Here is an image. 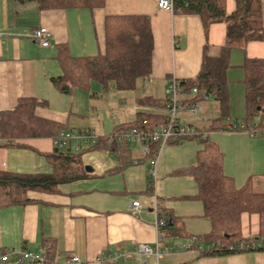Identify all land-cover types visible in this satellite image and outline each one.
Masks as SVG:
<instances>
[{
	"label": "crops",
	"instance_id": "crops-1",
	"mask_svg": "<svg viewBox=\"0 0 264 264\" xmlns=\"http://www.w3.org/2000/svg\"><path fill=\"white\" fill-rule=\"evenodd\" d=\"M157 2L104 0L102 7L89 9L40 8L33 0H0V113L14 110L19 99L31 97L40 102L34 109L36 117L62 125L68 131L90 130L97 135L94 144L80 143L76 139L69 141L72 150L81 152V159L83 153H88L94 161L89 163L82 159L84 165L88 163L92 167L89 177L59 184L54 192H30L29 197L35 201L0 208V254L8 248L35 251L51 244L58 264H66L70 255L78 256V264H98L96 258L102 252L110 253L137 243L154 245L155 205H158L173 219L161 230V246L169 249L159 257L158 264H264V250L261 249L221 255H200L194 250L178 249L180 244L211 229L202 202L195 198L201 206L191 203L198 190L195 179V192L189 197H177L175 200L183 202L178 205L176 201L159 196L154 184L153 190L148 187V162L138 145L120 143L122 147L115 149L111 139L101 141L113 134L116 127L133 123L141 108H150L148 113L166 114L165 106L141 103L138 99H163L170 79L181 81L197 75L205 44L208 53L217 56L225 42L224 22L211 23L205 33L198 15L162 9ZM261 6L264 25V0ZM225 9L231 13L235 0H225ZM106 15L149 17L153 42L150 74L138 78L132 90H117L111 84L90 80L86 87L60 92L51 82L52 78L62 75L56 59L59 47L66 46L73 56L102 52ZM38 26L50 31L48 47L39 46L29 36ZM245 58H264V41L251 40L244 49L233 47L230 50L226 70L228 120H241L246 115L242 66ZM192 96L191 91L183 90L180 95L183 101ZM200 104L199 115L181 109L176 113L178 121L194 126L208 140L209 134L217 133L216 142L209 141L216 143L222 153L224 173L232 178L236 187L249 184L253 191L264 193V136L211 129L213 119L219 114L218 103L209 97ZM254 118L257 124L262 121L259 115ZM199 138H194L198 140L197 150L201 146ZM172 140L167 143H175ZM5 141L0 138V170L32 174L51 172L52 165L46 155L56 146L53 136L13 140L22 146H4ZM66 148V145L60 147L61 150ZM122 161L126 164L120 167ZM195 162L196 154L194 161L182 162L172 174H186L176 171ZM134 200L140 204L137 211L131 208ZM240 229L244 237L262 233L259 215L241 213ZM153 260L148 256L142 258V263L128 259L118 264H152ZM0 264L27 262L16 263L10 255L7 262Z\"/></svg>",
	"mask_w": 264,
	"mask_h": 264
},
{
	"label": "trees",
	"instance_id": "trees-1",
	"mask_svg": "<svg viewBox=\"0 0 264 264\" xmlns=\"http://www.w3.org/2000/svg\"><path fill=\"white\" fill-rule=\"evenodd\" d=\"M33 1H36L40 8L92 9L102 7L104 4V0ZM172 2L174 12L198 15L205 33L211 23L224 22L226 25L225 42L219 54L210 55L208 45L205 44L197 75L192 79L177 81L181 92L191 91L193 87L197 88L192 100L201 101L205 100L204 97H211L217 101L219 114L213 119L210 128L222 130L230 112L226 78L230 50L233 47L244 49L246 43L251 40L264 41L261 0H235V9L231 13L226 12L225 0H172ZM152 47L149 17L106 15L103 51L90 56H73L66 46H60L56 59L62 68V75L52 78L51 82L63 93L71 92L74 87H86L90 80H96L104 85L111 84L117 90H132L138 78L150 74ZM242 66L245 70L243 82L246 115L241 120L246 123L248 129L264 131V58H245ZM166 100V97L163 99L144 97L138 99V102L164 107ZM38 104L40 102L35 98H21L14 110L0 113V138L6 140L4 146H22L13 141L21 137L50 135L56 139L59 132L68 131L62 125L36 117L34 109ZM256 115L262 120L259 124L253 121ZM144 119L147 121V127L153 128L165 123L167 115L138 113L133 123L118 126L115 131L134 126L140 127ZM203 135L204 133L200 131V134L184 138L194 139L199 136L201 146L196 152L195 164L176 171L193 176L198 186L197 193L193 197L202 202L204 216L211 223L208 233L195 236L197 244L208 246L200 250L199 254L221 255L253 249L251 248L253 242H264V234L244 237L240 229V215L243 212L256 213L262 225L264 193L253 191L249 184L236 187L232 178L223 171L220 149L216 143L210 142ZM105 139L114 141L112 145L115 149L122 144L128 145L115 141L112 134L102 138L101 141ZM69 141L65 150H61L60 146L56 145L53 151L46 155L52 165L49 173H12L0 170V208L35 201L29 197L30 192H54L59 184L89 177L91 173L85 170L81 152L72 150ZM172 141L177 143L182 140ZM153 147L155 146L152 145ZM122 163L120 167L125 165L126 161ZM147 185L153 190L150 178ZM159 209L160 216L164 217L166 222L165 228L173 219L161 208ZM240 244L244 247L238 248ZM256 249L264 250V245ZM48 255L49 259L44 264H58L55 262V250L51 244Z\"/></svg>",
	"mask_w": 264,
	"mask_h": 264
},
{
	"label": "built area",
	"instance_id": "built-area-1",
	"mask_svg": "<svg viewBox=\"0 0 264 264\" xmlns=\"http://www.w3.org/2000/svg\"><path fill=\"white\" fill-rule=\"evenodd\" d=\"M157 5L159 8L172 10V0H158ZM30 38L35 41L41 47H48L50 45V31L45 26H38L34 28L30 33ZM192 97L183 101L180 97L181 89L177 80L170 79L167 88L165 90L166 115L167 121L160 123L153 128L147 127V121L144 119L140 127H131L129 129H119L112 134V138L118 143L136 144L139 146L140 151L148 159V176L154 184L156 177V163L159 157L161 148L172 139L183 140L186 137L200 134V131L194 126L189 124H183L178 121L176 113L181 109H186L189 113L197 116L202 110L200 101L192 100L197 93V88L193 87L191 90ZM207 99L206 97H204ZM150 108H141L140 112L146 114L150 112ZM221 132H246L252 136H264V131H254L248 129L246 123L243 120H227L225 128L220 130ZM70 139L79 140L80 143L94 144L97 140V135L90 130L81 131H65L61 132L59 136L54 139L55 145L64 146ZM80 145V144H79ZM152 145L155 147L152 148ZM79 147V146H78ZM140 204L137 200L132 201L131 208L133 211H137ZM164 217L160 216V209L158 205H155V220L154 226L156 229V239L154 245L146 243H137L135 246H126L120 249H116L113 252H102L96 258L98 264H118L120 261L127 262L128 259L135 260L142 263L143 257H152L154 260L152 264H158L159 257L165 253L169 248L161 246L163 239L162 229L165 226ZM264 245V242H253L251 248L256 249ZM240 244L238 248H243ZM178 249L182 250H194L199 252L205 247L197 244L196 237L194 236L190 242H184L180 244ZM208 248V246L206 247ZM49 245L42 246L35 251L26 249L8 248L7 251L0 254V263L7 262L9 256L12 255L16 263L27 262V264H44L49 259L48 255ZM80 259L76 255H70L66 264H78Z\"/></svg>",
	"mask_w": 264,
	"mask_h": 264
},
{
	"label": "rangeland",
	"instance_id": "rangeland-1",
	"mask_svg": "<svg viewBox=\"0 0 264 264\" xmlns=\"http://www.w3.org/2000/svg\"><path fill=\"white\" fill-rule=\"evenodd\" d=\"M254 120L256 122V118H254ZM217 135V133H211L208 135V138L209 140L216 142ZM197 147V139L186 140L183 143H167L162 147L158 159V166L156 164V180L154 179V185L155 188H157L156 191L159 196L168 198L172 201H176L175 203H178L179 205V203L183 202L175 200L177 197H180L182 195H193V192H195V181L193 177L187 174L173 175L172 172L175 168L182 166L180 165L182 164V162H185L187 160L194 161ZM93 152H96L95 154L100 155V153H98L99 151L94 150ZM82 159L85 162H94L91 160L88 153H83ZM86 165L90 164L87 163ZM191 201V203H195V205L201 206V202L198 199L194 198ZM262 220L263 222L261 227L262 233H264V219Z\"/></svg>",
	"mask_w": 264,
	"mask_h": 264
},
{
	"label": "water",
	"instance_id": "water-1",
	"mask_svg": "<svg viewBox=\"0 0 264 264\" xmlns=\"http://www.w3.org/2000/svg\"><path fill=\"white\" fill-rule=\"evenodd\" d=\"M85 170L88 171V172H90V171H92V167L89 166V165H85Z\"/></svg>",
	"mask_w": 264,
	"mask_h": 264
}]
</instances>
